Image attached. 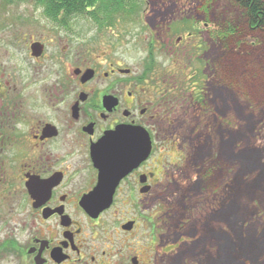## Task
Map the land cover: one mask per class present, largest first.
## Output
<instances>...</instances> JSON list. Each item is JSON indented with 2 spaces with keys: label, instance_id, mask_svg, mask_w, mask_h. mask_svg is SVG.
Returning <instances> with one entry per match:
<instances>
[{
  "label": "flooded vegetation",
  "instance_id": "obj_1",
  "mask_svg": "<svg viewBox=\"0 0 264 264\" xmlns=\"http://www.w3.org/2000/svg\"><path fill=\"white\" fill-rule=\"evenodd\" d=\"M211 8L139 4L108 23L90 18L100 31L158 13L132 64L131 36L87 35L83 14L66 19L62 5L0 0V264H143L131 254L140 230L162 248L165 182L209 184L214 172L195 144L199 125L222 121L207 87ZM227 37L223 27L226 48ZM148 138L149 155L127 172L102 162L106 150L146 151ZM178 161L186 168L171 175Z\"/></svg>",
  "mask_w": 264,
  "mask_h": 264
},
{
  "label": "rangeland",
  "instance_id": "obj_2",
  "mask_svg": "<svg viewBox=\"0 0 264 264\" xmlns=\"http://www.w3.org/2000/svg\"><path fill=\"white\" fill-rule=\"evenodd\" d=\"M139 3L145 10L153 5H211L212 19L216 22L210 23L207 87L215 104L213 110L222 121L212 116L204 124H197L200 129L195 130L196 135L203 133L195 144L204 150L196 159L203 164L205 157V168L209 165L214 170L209 184L197 175L189 186L172 180L165 182L163 197L169 202L159 204L162 248L150 250L149 232L139 228L132 235L131 254H138L143 264H264V82H258L259 76L264 79V33L261 39L257 31L253 36L244 29L239 43L233 41L236 44L223 47L217 39L219 30L227 29L230 20L236 22L242 16L237 0H140ZM157 14L151 10L142 12L140 18L133 14L128 18L134 22L100 31H96L88 15H81L80 19L87 35L131 36L129 61L134 64L143 59L146 36L158 33V28L151 29L156 18L160 19ZM179 17L178 10L166 20ZM157 57L159 61L167 58L159 52ZM187 134L191 135V131ZM178 163V167H169L171 175L172 170L175 173L186 168V162ZM154 206L150 204L147 208Z\"/></svg>",
  "mask_w": 264,
  "mask_h": 264
},
{
  "label": "trees",
  "instance_id": "obj_3",
  "mask_svg": "<svg viewBox=\"0 0 264 264\" xmlns=\"http://www.w3.org/2000/svg\"><path fill=\"white\" fill-rule=\"evenodd\" d=\"M139 1L140 0H35V3L62 5L66 11V19H68L71 14H86L91 19H95L99 24H102L115 20L116 14L136 12L137 6L140 4ZM237 1L242 10V16L236 19V22L230 20L227 24L226 33L229 37H227L226 41L227 48L230 47L231 43H235L233 41L239 43L241 37L245 35L244 29H247L246 31L248 34L257 31L256 34L260 36L261 39L264 33V0ZM92 7H94V9H92ZM57 11L58 9L48 10L47 13L53 14ZM258 82H264L262 76H259Z\"/></svg>",
  "mask_w": 264,
  "mask_h": 264
},
{
  "label": "water",
  "instance_id": "obj_4",
  "mask_svg": "<svg viewBox=\"0 0 264 264\" xmlns=\"http://www.w3.org/2000/svg\"><path fill=\"white\" fill-rule=\"evenodd\" d=\"M150 153V140L148 138L147 148L146 151L141 147L137 148L136 150L132 149H120V150H106V152H102V162L108 165L110 164H121L123 173L127 172L131 169L132 166L138 164L142 159H145ZM120 170V169H118ZM108 171L106 168L105 172ZM101 186L108 187L107 183L101 181ZM106 206H109L107 203Z\"/></svg>",
  "mask_w": 264,
  "mask_h": 264
}]
</instances>
